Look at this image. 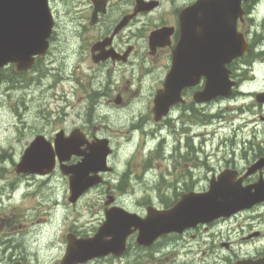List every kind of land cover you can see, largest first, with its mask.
Listing matches in <instances>:
<instances>
[{"label": "flooded vegetation", "instance_id": "obj_1", "mask_svg": "<svg viewBox=\"0 0 264 264\" xmlns=\"http://www.w3.org/2000/svg\"><path fill=\"white\" fill-rule=\"evenodd\" d=\"M61 1L69 7L66 12L69 21L64 22L70 38L66 44L68 62L64 72L73 83L71 93L75 97L67 102L68 112L64 113L63 121L75 117V122L51 133L29 126L31 135L18 148L20 161L40 139L38 150L54 155L55 165L47 174L18 173L23 178L22 183L28 184L22 200L12 195L14 190L0 198V264H42L38 254H30V246L46 247L50 250L48 253L56 252L52 264H62L68 248L72 246L79 250V242L95 238L106 225L109 214L119 215V220L128 216L130 220L132 214L145 216L150 206L169 210L185 194L204 193L210 189L225 172H229L231 181L241 187L264 181V165L248 174L250 167L264 162V146L261 149H220L221 143L216 149H207L206 142L200 141V137L207 135L201 127L211 125L215 119V114L206 108L213 100L200 103L194 98L195 93L204 88L205 78L194 86L184 87L183 101L156 118L155 100L159 91L165 89L173 69L175 50L181 38L180 15L187 5L165 6V0H49L55 19L49 50L44 58L37 57L35 65L21 72L18 78L23 79L37 71L44 61L52 58L54 41L59 34L58 3ZM67 28L71 30L67 31ZM160 29L164 32L157 44L152 45L150 37ZM233 66L230 65L232 77L236 79ZM201 115L205 119L203 122ZM58 135L67 140L65 152L57 148ZM120 140L131 141V150L115 163L113 157L120 152L116 141ZM99 143L110 149L105 165L93 163L84 172H87L85 177L100 179L87 192L104 188L101 196L106 200H80L86 193L75 201L26 200L32 185L30 177L57 181L55 176L60 174L70 188L75 177L72 169ZM60 154L68 159L61 161ZM156 160H159V166L155 164ZM150 174L156 177L149 178ZM133 179L146 184H166L169 189H179L180 193L176 200L151 201L145 212H138L135 201L118 200V194H124L126 191L121 190ZM246 213H250L246 218L249 238L261 236L257 221L264 215V202L229 218L198 223L181 232L165 234L150 247L137 244L138 232L132 225L122 255L97 256L76 264H141L136 260L138 249L156 248L160 252L167 248L172 253L188 254L186 248L191 247L199 236L215 237L218 225ZM262 255L263 251L252 257ZM183 259L180 255L178 263L184 262Z\"/></svg>", "mask_w": 264, "mask_h": 264}, {"label": "water", "instance_id": "obj_2", "mask_svg": "<svg viewBox=\"0 0 264 264\" xmlns=\"http://www.w3.org/2000/svg\"><path fill=\"white\" fill-rule=\"evenodd\" d=\"M247 1L196 0L182 10L181 38L175 50L174 67L166 88L159 91L155 100L157 119L172 105L182 101L184 87L199 83L203 77L206 84L195 94L196 101L206 102L232 95L236 82L231 80L227 65L250 50L246 36L238 30V21L244 20L243 3ZM53 25L48 0H0V69L10 63L16 64L17 72L30 69L35 56L46 53ZM163 32L161 29L152 34V45L157 44ZM257 100L264 102V95H257ZM40 144V139H37L25 153L18 172L44 174L53 169L55 156L38 150ZM56 144L60 151H66L67 140L61 135H58ZM109 152L107 145L99 143L82 163L72 169L75 177L70 183V200H77L100 181L97 177H85L87 172L84 171L89 170L93 163L104 166ZM60 159L68 158L60 154ZM263 165L264 162L250 167L248 174ZM261 201H264V181L241 187L231 181L229 172H225L211 185L210 191L185 194L170 210L150 207L146 218L132 214L130 220L128 216L119 220V215L109 214L106 225L94 239L80 242L77 245L79 250L72 246L68 248L62 264H76L109 253L122 254L132 225L139 230L138 244L150 246L163 234L181 232L200 222L230 216ZM126 221H129L128 225ZM236 264H264V257L241 260Z\"/></svg>", "mask_w": 264, "mask_h": 264}, {"label": "rangeland", "instance_id": "obj_3", "mask_svg": "<svg viewBox=\"0 0 264 264\" xmlns=\"http://www.w3.org/2000/svg\"><path fill=\"white\" fill-rule=\"evenodd\" d=\"M194 1L165 0L164 5L177 4L183 7ZM58 8L60 27L50 55H53L52 58L44 61L37 71L23 79L14 77L10 70L0 72V198L8 196L14 190L12 195L17 200H22L23 191L27 189L28 184L22 183L23 178L16 172V164L20 161L18 148L31 135L29 126L40 127L51 133L75 122V117L73 120L63 121L64 113L68 112L67 102L75 100V97L71 93L73 83L68 79V73L64 72V65L68 62L66 44L67 39L70 40L69 34L65 32L64 22L69 21L66 14L69 7L61 1ZM247 9L250 14L246 23L240 25V29L248 32L254 49L250 56L235 66L236 79L240 81L236 95L217 98L206 106L209 113L215 114L211 125H204L200 129L207 134L205 138L200 137L201 142H206L207 149H216L221 143L220 149H261L264 146V102L256 100L257 94H264V53L259 52L264 49V0H254ZM70 30L71 28H67V31ZM252 61L251 65H247ZM201 120L205 121L203 115ZM116 144L120 145V152L113 157L115 163L120 156L129 154L132 142L120 140ZM157 161L159 160L155 164L159 166ZM161 165L163 168L164 165ZM155 177L156 175H149V178ZM30 178L32 185L26 200H69V186L60 174L55 176L57 181L53 178ZM135 179L121 190L126 192L121 195L119 193L118 200L135 201L138 212H145L151 201L157 203L160 200H176L180 193L179 189H169L166 184H146ZM103 191L104 188H99L86 192L80 200H106L105 196H101ZM249 214L218 225L215 237L199 236L191 247L186 248L188 254L172 253L167 248L160 252L156 248L147 251L138 249L136 260L141 264H179L181 255L185 258L181 264H232L240 258L259 255L264 252V215L257 221L261 236L247 238L249 223L246 218L250 217ZM25 240L28 242L29 238L26 237ZM29 250L30 254H38L42 264H52L57 254L48 253L50 250L46 247L30 246Z\"/></svg>", "mask_w": 264, "mask_h": 264}, {"label": "trees", "instance_id": "obj_4", "mask_svg": "<svg viewBox=\"0 0 264 264\" xmlns=\"http://www.w3.org/2000/svg\"><path fill=\"white\" fill-rule=\"evenodd\" d=\"M247 5H250V3H248ZM251 6V5H250Z\"/></svg>", "mask_w": 264, "mask_h": 264}]
</instances>
